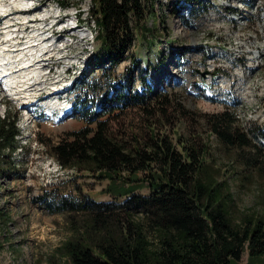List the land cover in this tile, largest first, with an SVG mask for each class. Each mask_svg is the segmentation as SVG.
Returning <instances> with one entry per match:
<instances>
[{
	"label": "trees",
	"instance_id": "1",
	"mask_svg": "<svg viewBox=\"0 0 264 264\" xmlns=\"http://www.w3.org/2000/svg\"><path fill=\"white\" fill-rule=\"evenodd\" d=\"M90 1L88 14L98 28L99 46L71 88L76 92L79 82L88 89V100L81 99L76 106L86 124L57 143L51 157L61 169L108 179L106 192L112 199L100 202L82 191L80 199L60 191L46 192L38 199L49 214L80 218L72 222V237L59 251L70 264H242L244 253L247 264H264V213L232 217L230 188L218 168L206 161L207 146L199 136L178 135L174 141L150 130L144 141L134 138L126 145L110 131L114 113L152 101L154 89L145 75L165 69L166 57L158 48L161 39L170 47L177 41L171 32L161 30L165 19L155 10L158 0ZM182 1L171 5L170 14L186 23L196 9L192 0ZM139 37L145 42V58L131 52ZM153 57L159 61L155 63ZM127 59L130 74L115 78L114 69ZM98 69L102 78L91 81L90 72ZM135 70L144 76L137 77L141 86L132 91ZM155 100L164 104V111L167 96L159 94ZM17 120L16 115L0 116V175L20 148ZM207 123L210 134L224 147L254 148L264 154V148L252 144L238 125L234 113L224 111L208 117ZM250 168L262 172L264 157L251 160ZM142 187L146 194L138 192Z\"/></svg>",
	"mask_w": 264,
	"mask_h": 264
},
{
	"label": "rangeland",
	"instance_id": "2",
	"mask_svg": "<svg viewBox=\"0 0 264 264\" xmlns=\"http://www.w3.org/2000/svg\"><path fill=\"white\" fill-rule=\"evenodd\" d=\"M61 2L70 6L57 15V4ZM176 2L183 4L182 0H158L159 6L155 7L161 19H165V28H161L163 34L169 31L177 41L170 47L161 39L158 48L165 54V69L145 75L154 89L152 101L142 107L132 106L114 113L110 131L126 145L132 143L134 138L144 141L150 130L159 135H169L174 141L178 135L190 138L196 134L207 146L206 161L212 168H218L219 177L227 181L233 197L232 217L262 215L264 170H251L250 162L255 157L263 158L264 154L256 152L254 148L224 147L210 134L207 118L224 111L234 113L238 125L252 144L264 148V0H192L196 13L186 23L170 14V7ZM49 6L58 17L51 19L58 21L60 16L71 14L69 20L57 24L63 25L61 33L74 21L73 15L80 12L82 14L77 20H81H78L81 29L70 32L76 35L71 40L62 38V34L57 35L61 49L55 51L63 52L64 58L60 63L64 67H53L52 72L61 76H49L48 68L43 71L50 82L59 81V84L66 85L65 88L61 85L64 91L60 94L64 106L51 105L50 109L44 110L39 103H33L25 108L23 101H16L0 89V116L16 115L20 134V148L10 157L5 171L0 175V214H3L0 215V264H70L59 247L72 237V222L80 221V218L49 214L38 201L46 192L56 195L60 191L79 198L82 191L100 202L112 199L106 192L110 182L108 179L61 169L51 157L52 148L57 143L86 124L76 106H79V100L87 99L88 89L82 88L79 82L76 92L71 88L74 79L96 54L99 43L96 40L98 28L90 23L88 14L90 0H51ZM49 6L46 3L44 9ZM234 10L240 12L238 17ZM151 22L150 19L149 25ZM79 35L85 36L83 41L77 39ZM1 38L2 41L6 39L5 36ZM14 42L13 45L8 44L9 47H15ZM181 47L187 52L183 54L179 50ZM131 52L137 58H145L146 47L142 38L135 39ZM178 54L181 55L178 57ZM153 59L155 63L159 61L155 57ZM130 66L127 59L114 69V77L123 79L129 75ZM143 67L141 63L139 68ZM211 70L214 74L210 73L208 78H204ZM134 72L132 91L141 86L137 77L144 76L141 70ZM92 73L89 74L91 81L102 78L101 69ZM201 81L203 84L200 88L207 95L220 99L203 98L196 86ZM159 94L168 98L164 111H161L164 104L155 100ZM35 95H41L44 104H51L44 90ZM92 96L89 91L88 98ZM23 116L27 119H23ZM138 192L146 194L147 189L142 187ZM247 261V253H244L242 264H247Z\"/></svg>",
	"mask_w": 264,
	"mask_h": 264
},
{
	"label": "bare ground",
	"instance_id": "3",
	"mask_svg": "<svg viewBox=\"0 0 264 264\" xmlns=\"http://www.w3.org/2000/svg\"><path fill=\"white\" fill-rule=\"evenodd\" d=\"M31 1H34V0H0V7L4 8L6 11V15L4 16V18H1L0 21H6L5 24L9 25L8 27H0V38L2 37L1 34H4V33H9L11 32V34H14L15 32H17V39H23V38H20V36L24 33H33L35 32V29H32L31 28L36 25L37 23H40V22H47V20L51 19V18H58L56 16V14H54L53 10L52 9H49V7H46V9L42 10V8L40 7L41 5H45L46 3L44 1H40V0H35L36 2V6L32 9V11L35 13V14H38L39 16H36L34 18V20L31 22V21H28V22H23L21 25H18V24H12V22H15V21H18L19 18L17 17L18 14H21V9H19V7L21 5H23L24 3L26 2H31ZM229 6V5H228ZM227 8V7H226ZM232 8V7H231ZM230 8V9H231ZM226 10V9H225ZM236 10V9H235ZM234 10V11H235ZM228 12V11H227ZM239 11H235L234 14H236L235 16H239ZM82 13H78L77 17H79ZM21 15H23L25 17L26 13H22ZM71 18V14H66V15H63V16H60L58 21H57V24H62V22L64 20H69ZM27 18L25 17L23 20H26ZM79 22H81L80 18H78ZM67 26V25H66ZM11 28H16L14 30H11L9 31ZM43 33H45V30H48V31H52V32H55V28L54 27H50L48 26L47 24H45L43 26ZM71 31H73L72 28H63V32L64 33H70ZM85 36L83 35H79L77 37V39L79 41H83ZM6 38V37H5ZM43 42H47L46 44L49 43V40L46 39L45 41ZM60 42V41H59ZM7 38L5 39V43L2 41V49L3 50H6L7 48L9 50H12L14 51L16 54V56H18L20 50L17 49V48H14L12 49V47H9V45L7 44ZM15 43V42H14ZM45 44V43H44ZM69 44V43H68ZM63 45H65L63 43ZM66 47V46H65ZM60 50L61 49V46H55L52 51L49 49L47 52H45L41 57H42V61H40L41 63L46 61V58L50 59L52 57V53L56 50ZM65 50V49H63ZM213 51V50H212ZM252 53V52H251ZM250 53V54H251ZM211 54V53H210ZM6 56H8V58L12 57L10 56V53H6L5 54ZM244 57V56H243ZM215 59V58H214ZM246 60V59H245ZM15 64H12L11 65V69L13 70L14 68V71H12V77H11V81H13L14 83H21L19 84V86L17 85L16 86V91L18 92L17 94H15V97H18L17 95H21V96H24L23 97V104L24 103H29L28 101L29 100H25V99H29L32 97V95H35V94H39L42 90H43V85H45V82H47L49 79L47 76L46 73H41V71H45L46 69H39L40 64H36L37 66L35 67L36 69L34 70H22V69H16V67H14ZM50 74V73H49ZM214 74V73H213ZM217 75V74H216ZM32 78H35V81H33V83H30L32 81ZM26 79L27 81H29V83H22L23 80ZM212 79V77H211ZM210 79V80H211ZM220 79V78H219ZM204 81V80H203ZM221 82V81H220ZM218 83V82H217ZM203 84V83H202ZM213 84V83H212ZM230 84V83H229ZM211 85V84H210ZM211 87V86H210ZM209 87V88H210ZM225 87V86H223ZM213 88V87H212ZM219 88V87H218ZM215 89V88H213ZM213 92V91H212Z\"/></svg>",
	"mask_w": 264,
	"mask_h": 264
},
{
	"label": "built area",
	"instance_id": "4",
	"mask_svg": "<svg viewBox=\"0 0 264 264\" xmlns=\"http://www.w3.org/2000/svg\"><path fill=\"white\" fill-rule=\"evenodd\" d=\"M215 60H219L218 58H216ZM214 71L213 70H211V71H208L207 72V74L206 75H204V78H208V75L210 74V73H213Z\"/></svg>",
	"mask_w": 264,
	"mask_h": 264
}]
</instances>
